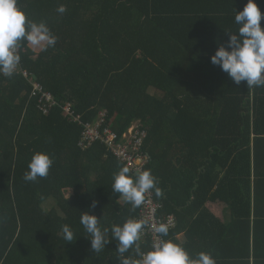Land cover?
<instances>
[{
  "label": "trees",
  "instance_id": "trees-1",
  "mask_svg": "<svg viewBox=\"0 0 264 264\" xmlns=\"http://www.w3.org/2000/svg\"><path fill=\"white\" fill-rule=\"evenodd\" d=\"M159 2L18 0L27 19L45 22L57 42L41 50L22 41L14 74H0V264H121L117 242L95 253L80 223L87 212L97 216L101 230L111 229L137 220L142 209L112 191L124 165L106 145H79L83 124L103 113L106 127L120 136L136 122L147 131L142 152L162 191L156 196L162 215L176 214L216 185L212 199L250 203L244 159L251 133H262L251 125L264 123V87L236 85L211 63L228 39L225 30H215L223 20L189 22L162 12ZM257 5L264 27V5ZM203 24L210 29L199 30ZM33 80L58 104L46 115ZM66 104L81 124L62 110ZM37 152L52 159L49 174L25 181ZM63 225L74 232L72 242L63 239ZM139 243L142 251L151 249L143 238Z\"/></svg>",
  "mask_w": 264,
  "mask_h": 264
},
{
  "label": "clouds",
  "instance_id": "clouds-1",
  "mask_svg": "<svg viewBox=\"0 0 264 264\" xmlns=\"http://www.w3.org/2000/svg\"><path fill=\"white\" fill-rule=\"evenodd\" d=\"M66 10L64 5L57 8L60 14ZM261 20L262 13L256 0H247L243 10L236 11L237 31H225L228 34L226 44L218 45L210 57L211 63L219 66L236 85L243 82L247 88L264 87V27ZM22 41L33 48L47 50L56 45L57 37L45 22L27 19L26 13L18 6V0H0V74L7 77L14 74L21 59L18 48ZM52 164L48 154L34 153L24 180L35 182L38 177H47ZM157 183L151 170L138 168L132 171L128 166H123L113 176L112 191L119 193L126 203L136 209L145 202L151 190L155 191L157 197L162 196ZM91 207H96V201L92 202ZM98 222L96 215L81 212L80 223L89 234L91 249L99 253L114 240L121 264H216L209 253L199 252L191 257L180 244L160 238L168 236L169 226L166 223L151 226L158 238L151 249L144 252L139 242L144 228L149 226L148 221L129 218L123 225L114 224L111 229L103 230ZM61 230L63 239L72 242L74 232L70 226L63 225ZM109 231L111 239L108 238ZM130 249L135 256L125 257L124 254Z\"/></svg>",
  "mask_w": 264,
  "mask_h": 264
},
{
  "label": "crops",
  "instance_id": "crops-1",
  "mask_svg": "<svg viewBox=\"0 0 264 264\" xmlns=\"http://www.w3.org/2000/svg\"><path fill=\"white\" fill-rule=\"evenodd\" d=\"M246 3L247 0H161L158 8L193 23H203V18L223 20L215 30L231 31L236 29L231 20ZM256 3L264 5V0ZM203 26L206 25L199 30L210 29ZM263 114L264 103L261 117ZM253 129L262 133H251L250 155L248 161L244 159L249 163L248 173L246 170L243 177L249 180L250 203L230 205L212 199L218 189L216 185L215 191L190 200L183 208L175 209L176 214L170 213L177 224L166 240L183 246L191 257L206 252L216 264H264V123L252 124ZM222 177L223 174L219 179Z\"/></svg>",
  "mask_w": 264,
  "mask_h": 264
},
{
  "label": "built area",
  "instance_id": "built-area-1",
  "mask_svg": "<svg viewBox=\"0 0 264 264\" xmlns=\"http://www.w3.org/2000/svg\"><path fill=\"white\" fill-rule=\"evenodd\" d=\"M19 52V49H18ZM24 76L29 77L28 72H23ZM34 88V94L38 95V103L43 111V114H47L49 110L55 108L58 104L54 100L53 96L43 89V86L38 81H32ZM62 110L71 116L73 111L70 104L63 106ZM74 122L80 123L79 117L72 119ZM107 114L103 113L94 123H84L82 140L79 145L82 149L91 147L95 143H101L106 145L107 151L110 156H113L124 166H128L130 170L135 169L145 170L150 164L149 158L142 152V147L145 140L148 137L146 130L140 129V123L138 125H132L127 132L122 136L114 132L111 128L106 127ZM162 204L156 199L155 191L151 190L145 198V202L142 204L140 216L137 220L148 221V227L144 228L142 237L145 242L149 243L150 247L153 242L158 238V234L151 230L152 225L159 223H166L169 226V232L176 227V219L173 215H162ZM166 240V237H160Z\"/></svg>",
  "mask_w": 264,
  "mask_h": 264
},
{
  "label": "rangeland",
  "instance_id": "rangeland-1",
  "mask_svg": "<svg viewBox=\"0 0 264 264\" xmlns=\"http://www.w3.org/2000/svg\"><path fill=\"white\" fill-rule=\"evenodd\" d=\"M139 123L138 122H136V123H134V125H138ZM48 204V203H47ZM47 204L45 205L46 207H47Z\"/></svg>",
  "mask_w": 264,
  "mask_h": 264
}]
</instances>
